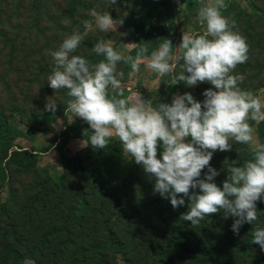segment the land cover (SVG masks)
I'll use <instances>...</instances> for the list:
<instances>
[{"label":"clouds","instance_id":"1","mask_svg":"<svg viewBox=\"0 0 264 264\" xmlns=\"http://www.w3.org/2000/svg\"><path fill=\"white\" fill-rule=\"evenodd\" d=\"M107 3L116 5L117 0ZM175 3L184 6L181 0ZM224 7L225 0L201 3L195 15L202 25L200 33L188 28L176 47L169 39L150 49V43L117 46L110 38H98L89 49L98 57L95 62L76 54L88 31L94 25L102 33H117L123 19L93 8L91 22L81 21L48 50L53 66L46 81L55 92L64 91L70 123L78 117L88 125L81 147L103 149L118 142L124 158L152 181L153 195L166 199L173 210L188 201L180 220L196 226L220 213L224 219L232 218L229 227L236 235L244 224L257 220V201L264 203V141L255 134V125L264 122V98L240 86L245 76L234 69L248 60V45L235 22L222 14ZM142 64L155 74L154 84L167 76L170 85L211 87L199 101L188 92L173 94L170 102H161L157 95L145 99L138 90L125 91L121 70L127 66L132 77L141 73ZM177 66L180 70L174 72ZM56 106L49 98L44 111L54 113ZM234 144L248 148V157L241 161L237 152V159L225 158L226 176L218 185L215 178L221 169L213 168L210 160ZM251 241L264 252V227L253 228ZM22 264L35 260L25 256Z\"/></svg>","mask_w":264,"mask_h":264},{"label":"trees","instance_id":"2","mask_svg":"<svg viewBox=\"0 0 264 264\" xmlns=\"http://www.w3.org/2000/svg\"><path fill=\"white\" fill-rule=\"evenodd\" d=\"M225 2L227 6L231 4L229 0ZM66 3L65 16L72 28L80 25L79 20L91 17V9L103 12L102 9H106L103 5H109L107 0H66ZM181 3L184 6L179 8L175 0H136V13L123 19L124 31H139L133 43H150V49L162 39L171 40L176 47L175 22L190 21L203 0H181ZM249 7L255 10L250 4ZM112 8L115 10V6L111 5L109 14L116 19L119 14L112 13ZM198 27L199 22L195 29L199 34ZM186 30L184 27L183 31ZM89 59L95 62L98 57L90 56ZM129 71L124 66L123 84L130 79ZM162 82L170 84L167 76ZM137 86L145 99L157 95L161 102H170L173 90L189 93V89H180V83L160 92H145L140 82ZM64 108L58 114L43 112L33 117L24 131L0 113V190L8 183L7 171L15 169L27 175L36 169L39 156L51 149L57 153L62 170L59 181L52 176L43 178L35 188L41 195L43 193V197L37 194L36 198L41 202L29 206L33 213L44 211L48 206L52 208L47 233L31 243L27 251L16 240L2 242L0 264H22L25 256L34 259L35 264H121L120 255L125 258V264H264V252L251 241L253 228L264 227V203L257 201V220L253 225L244 224L236 235L229 227L232 218L224 219L220 213L210 214L209 221L192 226L179 218L186 211L188 201L185 200V206L173 210L166 199L153 195L152 181L138 165L124 158L118 142L103 149L86 146L79 150L84 138L82 132L88 125L83 121L68 124ZM55 117L62 121V130L56 132L46 147L27 151L16 146L18 140L34 141L36 135L55 131ZM255 126L258 138L264 141V122ZM237 152L243 161L249 149L234 144L227 152L214 153L210 165L221 169L215 178L218 185L226 176L222 170L223 161L237 159ZM82 157L91 164L90 168L84 167ZM76 174L83 178L84 186L72 201H68L67 177ZM118 225L124 227L121 237L116 233ZM78 249L80 260L70 258V250Z\"/></svg>","mask_w":264,"mask_h":264},{"label":"rangeland","instance_id":"3","mask_svg":"<svg viewBox=\"0 0 264 264\" xmlns=\"http://www.w3.org/2000/svg\"><path fill=\"white\" fill-rule=\"evenodd\" d=\"M229 1L232 5L225 4L222 14L235 22L236 29L246 38L248 45V60L244 64L237 65L234 72L245 76V80L240 85L242 88L250 89L254 94L264 98V0ZM249 4L255 10H252ZM66 5V0H0V113L10 118L12 124L23 131L24 126L31 124L33 117L43 112L52 113L44 111V105L49 98L57 102L55 114L65 107L67 97L64 91L55 92L49 88L46 77L53 66L48 50L55 49L73 29L71 22L62 23L67 19ZM103 6L106 9L102 10L110 12L111 5ZM114 6L115 10L112 8L111 12L118 13V18L122 19L137 11L136 0H117ZM123 13L127 15L123 16ZM86 20L91 22L92 17H87ZM78 22V24L81 23L80 20ZM184 27L195 31L197 27L195 15L190 17L188 22L184 19L175 22L173 34H175L176 46L180 42ZM201 28L202 25L199 23L198 29ZM133 31H124L123 26H119L117 33L114 31L102 33L93 25L76 54L85 55L88 58L95 56L89 52V49L98 38H110L116 42L117 46L120 42L133 43V39L140 33ZM198 32L200 33V30ZM118 33H127V35L119 37ZM121 70L124 71V66ZM179 70L177 66L174 72ZM162 78L154 84L155 74L144 69L142 64L141 73L130 77L123 85L126 92L128 89L140 92L138 82L142 83L145 92H160L172 86L162 82ZM208 87L211 86L207 83L185 87L180 82V89H189V93L198 101L203 99L201 93ZM172 93L180 94L176 90ZM70 115L66 112L69 122ZM55 120L57 121L55 131L36 135L34 141L18 140L16 146L27 151H40L52 141L56 132L62 130V121L60 119L58 121L56 117ZM255 134L258 137L256 126ZM82 159L84 167L90 168L91 164L86 158L82 157ZM41 171L44 174L38 176L37 172ZM7 175L8 183L0 190V245L4 241L14 242L16 240L24 247L23 250L27 251L38 237L47 233V222L51 225L52 213L50 211L52 208L50 206L44 211L39 210V213L31 212L29 206L34 203L40 204L41 201L36 198L37 194L41 195V193L39 190L35 191V188L40 186L44 177L52 176L54 180L59 181L62 170L58 155L55 150L51 149L39 156L36 169L29 174L21 175L15 169H11L7 171ZM83 186L84 180L79 174L68 176L66 183L68 201H72ZM116 233L120 237L123 235V225L116 226ZM127 248L130 246L127 245ZM80 253L79 249L70 250L68 255L70 258L73 256L74 259L80 260L81 255H78ZM118 259L121 264H125V258L121 255Z\"/></svg>","mask_w":264,"mask_h":264},{"label":"crops","instance_id":"4","mask_svg":"<svg viewBox=\"0 0 264 264\" xmlns=\"http://www.w3.org/2000/svg\"><path fill=\"white\" fill-rule=\"evenodd\" d=\"M67 119V118H66ZM75 121H82L80 118H78V117H74V119H73V121L71 122V123H73V122H75ZM67 123L68 124H71L68 120H67ZM85 147H81V145H79V150H82V149H84Z\"/></svg>","mask_w":264,"mask_h":264}]
</instances>
